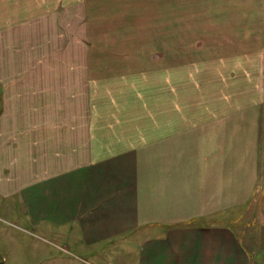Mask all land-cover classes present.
Listing matches in <instances>:
<instances>
[{
  "label": "crops",
  "instance_id": "obj_1",
  "mask_svg": "<svg viewBox=\"0 0 264 264\" xmlns=\"http://www.w3.org/2000/svg\"><path fill=\"white\" fill-rule=\"evenodd\" d=\"M33 4L0 0L1 264H264V98L250 117L92 114L97 69L51 51Z\"/></svg>",
  "mask_w": 264,
  "mask_h": 264
},
{
  "label": "rangeland",
  "instance_id": "obj_2",
  "mask_svg": "<svg viewBox=\"0 0 264 264\" xmlns=\"http://www.w3.org/2000/svg\"><path fill=\"white\" fill-rule=\"evenodd\" d=\"M40 6L51 51L97 69L92 114L231 116L245 106L250 117L246 106L264 98V0H34L35 17ZM253 116L261 129L264 105ZM41 256L59 264L58 252Z\"/></svg>",
  "mask_w": 264,
  "mask_h": 264
}]
</instances>
